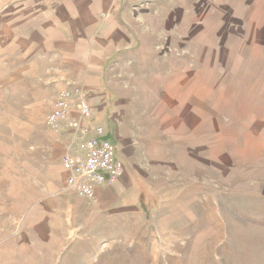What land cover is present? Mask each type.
<instances>
[{
    "label": "rangeland",
    "instance_id": "rangeland-1",
    "mask_svg": "<svg viewBox=\"0 0 264 264\" xmlns=\"http://www.w3.org/2000/svg\"><path fill=\"white\" fill-rule=\"evenodd\" d=\"M34 1L0 0V264H264V0L136 1L94 99L123 172L92 201L50 147L61 63L20 58Z\"/></svg>",
    "mask_w": 264,
    "mask_h": 264
},
{
    "label": "crops",
    "instance_id": "crops-1",
    "mask_svg": "<svg viewBox=\"0 0 264 264\" xmlns=\"http://www.w3.org/2000/svg\"><path fill=\"white\" fill-rule=\"evenodd\" d=\"M136 1L35 0L33 5H27L25 8L27 13L23 19L25 22L23 33L20 31V24H17L14 33H17L18 37L23 34L26 43L45 45L33 49L32 52H35L33 56L22 55L21 59L35 57L57 60L61 63V67L57 68L56 63L49 65L51 72L49 71L48 76H54L50 83L55 99L60 91L66 90V87L80 88L84 93L91 95V98L85 96L90 104V113L87 117H79L78 102L70 110L68 120L75 119L79 122L78 131H73L68 123L62 130L51 129L50 147L52 151H56L59 158L62 155L77 156L83 153L80 147L84 141L93 135L94 128L102 127L99 124L105 121L108 103L102 102L97 105L94 99L96 94L103 95L100 91L106 88L104 76L109 64L117 59L120 53L131 52L136 48L137 39L133 35L130 39L131 33L128 31L131 28L128 16L133 12ZM11 10L8 8L6 14L13 12ZM16 12L18 17L22 15L19 9ZM116 19H121V22L115 23ZM36 36L39 37L38 40ZM16 42L18 43L17 40ZM124 42L126 44L121 46ZM93 108L96 112L92 114ZM104 132L105 137L114 143L110 133L106 129ZM108 188L109 184L97 187L95 200L97 197L101 199L104 193L107 194Z\"/></svg>",
    "mask_w": 264,
    "mask_h": 264
},
{
    "label": "built area",
    "instance_id": "built-area-1",
    "mask_svg": "<svg viewBox=\"0 0 264 264\" xmlns=\"http://www.w3.org/2000/svg\"><path fill=\"white\" fill-rule=\"evenodd\" d=\"M76 102L79 117H87L90 104L82 89L60 91L53 109L46 116L47 126L59 131L68 123L73 131H78L79 122L75 119L68 120L70 110ZM80 148L83 153L77 156L67 154L63 160L65 185L77 197L92 201L95 200V189L115 181L122 174L123 167L115 157L116 145L105 137L102 127L94 128L93 135Z\"/></svg>",
    "mask_w": 264,
    "mask_h": 264
}]
</instances>
